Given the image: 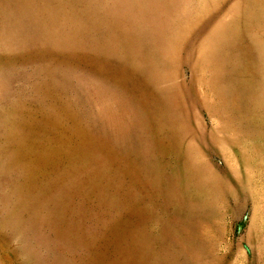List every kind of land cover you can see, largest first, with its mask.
Here are the masks:
<instances>
[{"label":"rangeland","instance_id":"obj_1","mask_svg":"<svg viewBox=\"0 0 264 264\" xmlns=\"http://www.w3.org/2000/svg\"><path fill=\"white\" fill-rule=\"evenodd\" d=\"M0 264H264V0H0Z\"/></svg>","mask_w":264,"mask_h":264}]
</instances>
